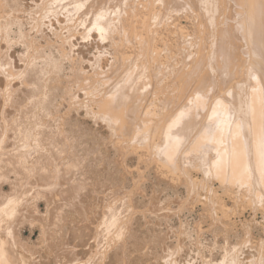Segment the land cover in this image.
Here are the masks:
<instances>
[{"label": "bare ground", "instance_id": "obj_1", "mask_svg": "<svg viewBox=\"0 0 264 264\" xmlns=\"http://www.w3.org/2000/svg\"><path fill=\"white\" fill-rule=\"evenodd\" d=\"M38 1L39 2L36 6L37 8L33 11L34 16H30L32 20V27L36 30H39L41 28V25L45 24L46 19L48 23L53 18L58 21V19L56 18L63 15L64 17H62L64 18L65 23L64 28L65 30H67V34H69L67 35V39H71V36L78 33V31L80 32V35L87 36L92 30H95L100 37H102V33L105 34L108 31H117L118 34H120L119 32L122 33V37L125 41L124 43H130L128 47L125 44L121 43L122 46L125 45L129 49L130 53H127L129 51H126L127 48H124L125 46H121L123 48L122 51L120 49V51L118 50L116 56L113 58V62L109 64V68L106 71L103 70V66H101L97 61V64L92 69V73H94L96 75L95 78H97L99 82H101V84L99 83V86H96V83V85H94L95 78L93 79V82H90L91 79H87V75L84 74L85 71L82 70L81 66H78L77 69L75 68L76 66H72L71 70L73 72L72 77L76 79L80 78L81 74L83 75V77H81V81L83 80L85 81V83L77 82L79 85H76L77 88L82 89L84 91V94L88 97L87 99L89 100V102L85 103L89 104L91 101V104L96 105L95 111L93 110V115L95 117L94 119H101V121L104 122L105 125L110 127L113 136L116 137V141L114 140L113 143H119L117 145V149L120 150L121 159L123 158L121 161L122 163L119 162L120 164H122V167L127 154L131 151L133 152V150L137 151L139 149L144 152V154L146 152L148 156H152L156 162L153 160V158H150L153 160V162H155V165H157L156 163H160L158 164L160 165V171L165 170L168 173L169 177L167 175L166 176L170 179V182H185L188 192L194 188L197 190L201 186L200 180L195 181L192 178L193 175L189 171V166H191L192 164L194 166L199 165L201 167L200 172H202L204 175L208 173L210 177L218 178V180L220 181L219 186L223 188L224 191L230 192L229 190L233 189L239 193L252 192L257 201L264 202V0H158L159 3L162 4L163 13L159 15L157 14L156 16H154L153 14V19H149L151 23V21L156 18L157 20L155 25L158 24L157 26H159L162 22L163 24H165L164 21L167 18V22L170 20L169 16L167 15L169 8L170 10L175 9L177 11L182 7H186L187 11L193 12V14H195L194 17L192 16L193 14L190 15L192 16V18H194L193 25L196 31L195 35H197V40H195L194 45H196V47L194 49L190 48V44L192 43L191 40L189 41V39H187L189 36L180 31L177 26L173 25L177 34L176 47L178 46V53L174 54L175 52L172 49L168 48L165 42V48L163 47L165 49L163 50L165 51V54L163 55L164 58L161 57V52H159V47H157L158 45L154 43L156 41L157 35L153 33H156L155 31L157 30H155L154 32H149L151 30L150 25H153L154 23H151L149 25V22L146 21L148 19L146 16H144L143 18L144 20L146 19L145 21L149 25L146 26L150 27V30L147 28L149 31L146 30L145 34L143 35H139V33H141V31H139L140 28L138 29V26H135L134 24V18H136L137 16L132 17L133 19L131 17H128L130 23L127 21H123L124 23L126 22L127 24H129V26L126 25L127 27H129L128 31L126 30V26V29H124V26H120L122 25L121 21L123 19L121 20L120 15L118 14L121 10H123L121 8L122 0ZM123 1L125 2V0ZM148 1L149 8L150 6L153 7L154 3L157 2H154V0ZM8 6L10 7V9L17 10V7L13 4H9L8 0H0V32L3 34L2 37L6 36L7 33L8 23H2L7 20V16L4 15V12H6V9L9 8ZM139 17L141 16H138L136 19H138ZM140 20L143 21L142 18ZM116 24H118V26ZM136 25L138 24L136 23ZM155 25L154 27L156 28ZM61 26L63 27V25ZM164 26L165 25H163V27ZM168 26L170 28V25ZM117 28H119L120 30ZM136 28L139 32L136 30ZM165 28L168 27L165 26ZM162 30H164V28ZM173 30L171 31L170 29V32H174L173 34L175 35V31ZM160 32L162 33V31ZM159 33H157L158 36L161 35V33ZM167 33L170 34L169 31L166 32V34ZM153 35H155L156 38H153ZM57 36L59 37V34H57L56 37ZM168 37L170 38L169 35ZM109 38L111 39V35L109 36ZM165 38L168 39L167 37ZM63 39H65V37ZM161 39L162 37H159V40ZM163 40L161 41L163 42ZM169 40L170 39H168V41ZM181 44L185 45L184 49H182ZM172 48L175 47L172 46ZM5 50H3V52L0 50V72L2 71L5 77L10 78L15 66L12 67V69L11 67H8L11 66V64L9 63L11 62V60L9 61L7 55H4V52H6ZM179 53L181 55L178 58L177 56ZM159 57L164 60H161ZM32 59V57H26V65L32 63ZM53 65L55 66L54 63ZM23 71L19 72V74H21L20 76L22 78L24 77V79L26 80V72L28 70L25 72ZM34 71L35 73H32V78H30L34 82V90L32 91L34 92L33 96L36 103L37 101H40L38 97H42V93H45V90H42V88L45 89L46 82L43 81L44 79H41L42 77H38V71ZM40 72H42V70ZM14 73L16 74L18 73V71H15ZM17 77L16 75L15 78L13 76L15 80L17 79ZM26 83L29 82L27 81ZM10 86L11 85H9V87ZM5 89L6 91L8 90L7 92L9 93L8 86L7 88L5 87ZM50 89L51 88H49V90ZM52 90H50V92ZM71 90L72 89L69 88L67 91L69 93H72ZM4 92L1 98L4 97ZM157 92L159 94V97L156 96ZM1 93L2 92H0V94ZM39 93H41V95ZM227 93L229 94V96H231L230 98H232L230 102L224 95ZM7 95L5 96L8 99ZM65 95L69 96V94L67 93ZM73 95H70L69 98L73 97ZM74 96L76 97V95ZM12 97L13 94L9 97V99L11 100ZM6 98H4V100ZM53 99L54 98H52V100ZM33 100L30 103H32ZM52 100L51 102L55 101ZM77 101L79 100L77 99ZM5 103L6 102L3 103V106H5ZM16 104L18 105V103ZM51 104H53L52 107L54 108V102ZM32 106L33 105L31 104L30 108H34V106ZM44 106L46 109L45 115H50V110L52 111L53 108L50 109V106L48 107L46 105V101L44 103ZM245 106L247 108V111H244L245 113L241 114L240 108H243ZM23 107H25V105ZM53 111L55 112L54 109ZM17 112L19 113L17 114L18 118L13 124L9 121L11 119V121H13V116H15V113L12 115L13 118L9 120L6 119L7 122L5 121L3 122L4 125H0V264H35L32 254L26 252L25 248H23L22 245H20L21 250L18 248V245L20 244L17 243L16 240V236L18 233V221L21 222L24 219H27L26 216L25 218H22L20 217V215L25 214L23 213V211H26L31 216L36 217V220H39L38 222H40L41 224L44 221L42 224V235L44 237H50L51 224L54 226L57 225L58 222L60 224L62 221L59 220L60 212L59 210H57V207H53L54 210L52 208H46L45 215L42 217H40V215L38 214V210H35V208L33 207H29L30 200L34 197V193H30L28 188L36 184L40 188H46L45 191L51 190V192L54 193L55 198L58 197V195L62 192H70L72 194L70 196L71 201H77L76 198L81 195V186L72 185L65 191L61 188V184L64 182L63 175L69 172L70 168L65 166L64 163L66 161L63 163L62 161H60L59 157L56 160L54 154L52 155L50 153L46 156L47 161L45 158V164H39L38 161L35 162L39 165L32 164L30 166L28 163L26 164L27 161L25 162L24 159L27 156L25 154H29V156L31 157L30 153L33 152L32 150H35L40 146V148H42L45 144H42V139L39 138L43 135L35 134L41 122L39 119H37L36 115L38 114L35 115V112L29 111L30 113L29 115H27L25 114L26 112L23 113V111L21 112L20 110ZM4 113L3 116H5ZM39 116L40 115H38V117ZM56 122L54 124H56ZM44 123L48 124L50 122L44 121ZM44 123L41 122V125L43 126ZM61 124L59 127H61ZM63 124L65 125V123ZM12 128L13 130L15 128L14 131H16V134L13 138V145L15 150L6 156L5 154H2L3 151L1 150L4 147L3 143L6 140V133H8V131ZM67 130L69 129H66V131ZM61 131L59 132L60 134ZM76 131H78L79 133V130ZM71 132L69 131V133ZM82 132L85 134V129ZM108 136H110V133ZM10 137L9 140H11ZM85 137H87V135ZM82 138H84V136H82ZM61 139L67 141L64 138ZM76 141L78 140L75 138L74 142ZM48 142L49 140L47 141L46 146H48V144H51L52 141L49 143ZM133 142L135 143V145H132ZM67 145L68 144L66 143L65 147ZM72 146L73 145H71V147ZM68 148L69 147H67V149ZM7 152H9V149L7 150ZM193 153H195L194 157L197 156V160L198 158H200V162L198 161L193 163ZM24 155L26 157L23 159L22 157H24ZM68 159L70 158L68 157L67 160ZM85 168L87 167L85 166ZM9 173L14 174L15 181L10 183L11 192L5 194L3 192L2 182L8 180ZM86 175L87 174H85V176ZM69 176L70 175H67V177ZM104 179H106V177ZM91 180L92 179H90V181ZM107 182L108 180L105 181V183ZM137 182L139 183V181ZM74 185H76V183ZM85 185L87 184L85 183ZM35 189H37V187H35ZM46 193L48 194V191ZM101 194L102 193H100V195ZM31 195H33V197H30ZM47 196L50 195L48 194ZM132 196H134V193L131 195V197ZM55 198L53 199L55 200ZM119 199L121 198L119 197ZM130 199H126V202ZM100 200H102L103 203V199ZM57 201H60L59 198ZM122 202H124L123 204H125V201L122 200ZM129 202L130 203L128 204L133 205L131 201ZM130 205H127L126 207L124 206V208H121L119 206V208L114 203L110 206H106L104 204V206L100 210H93L91 212L92 214L90 215V218H96V222L94 223L95 225L93 226L95 227V229H93L94 232L92 231L93 240H91V235L90 237H88V234L90 232H88L87 234V225L90 222L89 218L87 219L89 213L87 208L82 207L78 212V215L82 220V222L80 223H84L86 224V226L81 224L83 226L78 227L79 231L76 230L77 232L76 234H74V238H76V245L83 246V248L85 249L82 250L84 255H79V252L74 250L75 248L73 249L72 246L68 247V245L64 244L62 245L63 251H60L62 254L59 255L60 257H58L57 262L59 264H144L145 261H148V257H152L155 252H149L152 253V255L146 256L144 253H140L141 251L139 252L138 250L140 249V247H142V244H144V246H147L148 241L151 245L155 244L156 246L154 245V247L156 248L158 246L157 244H160V238L157 235H153L151 239L149 236V240H146V236L143 238L146 240V242L145 240L140 241L139 239L141 238H139L138 240L136 239V234H133L129 229L128 221L133 216V214H135L133 206L130 207ZM31 206H35V204H32ZM132 212L134 213L132 214ZM55 218H57L58 220ZM71 225L72 224H70V226ZM78 225L80 224L78 223ZM78 225H76L75 228ZM61 226L62 225H59V227ZM66 236L67 235H65V238ZM89 239L92 243H90ZM127 241H130L131 243L127 244ZM91 246H93L94 248H92ZM169 248L170 249H162V252H165V254L163 255V263L195 264L194 261H191L190 255L182 261L176 260L174 254L177 252L179 253V248L173 250V248H171V245ZM143 249H146V247H144ZM132 252L135 253L133 254ZM136 252H138L137 255L142 256V259H135L137 256ZM55 257H57V255ZM177 258L179 257L177 256ZM143 259L146 260L142 261ZM157 262L158 260L156 261L155 259H153V262H148L145 264H157Z\"/></svg>", "mask_w": 264, "mask_h": 264}, {"label": "rangeland", "instance_id": "obj_2", "mask_svg": "<svg viewBox=\"0 0 264 264\" xmlns=\"http://www.w3.org/2000/svg\"><path fill=\"white\" fill-rule=\"evenodd\" d=\"M155 1H157V2H155ZM38 2H39L38 0H8V3L16 6L17 10L16 9H10V7L8 6L9 8H7L6 12H4V15L7 16L6 17L7 20L4 21L2 24L8 23V25H7L6 36L2 37L3 34L0 32V50L3 52V50L6 49L5 51L7 53L4 52V55H7V58H9L8 59L9 61L11 60V62H9L11 64V66H8V67L9 68L11 67V69H12V67L15 66L16 68L14 67L13 68L14 71L13 70L12 71H13V73L15 71H18V73H16V74L12 73V76L10 78H8V77H5V75L2 71L0 72V92H2L0 94V113H1L0 115H2V116H0V125L2 126L3 122H5V121L7 122V120L14 117L13 121H11L12 119L9 121V122H12V124H13L16 121V119L18 118L17 114H19V113L17 111H19V110L21 112L23 111V113L26 112L25 114H27V115H29L30 112H35V115L36 114L40 115L39 117H38V115H36V116H37V119H39L42 123H44V121L50 122V123H48L50 126L48 124L44 123V125H43L44 127L41 125V122H40V126L36 130L37 133L35 132V134L43 135V136L39 135L40 136L39 138L42 139L41 142H42V144H45V145H43L42 148H40L41 146L36 148L38 150L33 148L35 150H32L33 152L30 153L31 157L29 156V154H25L28 158L25 155L22 158L24 159L26 157L24 160H25V162L27 161L26 164L28 163L30 166L32 164L37 165L38 163L39 164H45V162L47 161L46 156L49 155L50 153L52 155L54 154V157H56V160L59 157L60 161H62L63 163L66 161L64 163L65 166L70 168L69 169L70 173L67 172L66 174L70 175V176L67 177L66 174L63 175V178H64L63 181L64 182L61 184V188L65 191L66 189H68L72 185L73 186H79L80 185L81 186V189H80L81 195H79V197L77 196L78 197V198H76L77 201H75V200L71 201L70 196L72 194L70 192H62L61 194L58 195V197L55 198L54 193L51 192V190L45 191L46 188H44V187L40 188L36 184L30 186L28 188L29 192L34 193L33 194L34 197H33V195L30 196L33 198L30 200V206L29 207H31V208L33 207V208H35V210H38V214L40 215V217L45 215L46 208H52L53 209V207H57V210H59V212H60L59 220H61L62 222L60 224L58 222L57 225H54V226L51 224L52 226L50 225V227H51L50 228V230H51L50 231V237L49 236L44 237L42 235V224L44 221L43 222L41 221L42 222V224H41L40 222H38L39 220H36V217L31 216L26 211H23V213H25V214L20 215V217L25 218V216H26L27 219H24L21 222L18 221L17 226L19 229L17 228L18 233L16 236L17 243H20L18 245V248L21 250L20 245H22V247L25 248L26 252L32 254L34 257L35 264H53V263L59 264L57 262V260H58V257H60L59 255L62 254L61 253L63 251L62 245H64V244L68 245V247L72 246L73 249L75 248L74 250L78 251L79 255H81V254L84 255L82 250H85V249L83 248V246L76 245V243H77L76 238H74V234H76V232H77L76 230L79 231L78 227L83 226V225L86 226V224L80 223V222H82L80 216L78 215V212L80 211V209L82 207H85L88 210L89 216L87 217V219L89 218L90 222L89 221L88 222L90 224L88 223V225H87L88 230L87 229L86 230H87V234H88V232H90L88 234V237H90V235H91L92 236L91 240H93L92 239L93 238V232H94L93 229H95V227H93V226L95 225L94 223L96 222V218L95 219H93L92 217L90 218V215L92 214L91 212L93 210L94 211L100 210L104 206V204L106 206H108V205L110 206V205H113V203H114L116 206H118V207L120 206L121 208H124V206L126 207L127 205H130L128 203H130L129 201H131V203L133 205H130V207L133 206V208L135 210V214H133L134 212H132L133 216L131 215L132 216L130 218L131 220L129 219L128 223H129L130 231L133 234H136V236H135L136 239L138 240L139 238H141V239H139L140 241H143L145 239L149 240V236L151 239L153 235H157L160 238V240H159L160 244H157L158 246L156 248L154 247L155 244L151 245V244H149V241H148V243H147L148 247L146 245L144 246V244H142V247H140V249L138 250L139 252L141 251L140 253H144L146 256L152 255V253H149V252H153V253L155 252V254L152 257L150 256L151 258L148 257V259H147L148 261H145L144 264L148 263V262H153V259H155L156 261L158 260L157 264L158 263L165 264V263H163V255L165 254V252H162V249L163 248L170 249L169 248L170 245H171V248H173V250L174 249L176 250V248L177 249L179 248V253L177 252L174 254V257L176 258V260H179V261L184 260L185 258L189 257V255H190L191 261H194L195 264H196V262H197V264H222V263L223 264H234V262H235V264H264V202L263 201H257V199L255 198V196L252 192H248V193L247 192H244V193L240 192L239 193L233 189L229 190L230 192H226L223 190V188H221L219 186L220 181L218 180V178H212L208 175V173H206V175H204L202 172H200L201 167L199 165L194 166L192 164H191V166H189V171L193 175L192 178L195 181L200 180L201 186L197 190L194 188L188 192L187 187L185 185V182H181V181L175 182V183L172 181L170 182V179L168 178L169 177L168 173L165 170L160 171V169H159L160 165H158L160 163H156L157 165H155L156 161L154 160V158L152 156H148L146 152L144 154V152H142L139 149L137 151L133 150V152L131 151L130 153L127 154V156L125 157V162L123 163V167H122V164H120V163H122L121 161L123 158L121 159L120 150L117 149L118 148L117 145L119 143L118 144L116 142L113 143L114 140L116 141V139H115L116 137L113 136V134L110 130V127L105 125V123L102 122L101 119H98V120L94 119L95 117L93 115V110L95 111L96 105L91 104L92 103L91 101L89 104L85 103V102H89V100L87 99L88 97L84 94V91L82 89L77 88V85H76V84H78L77 82H84L85 83V81H83V80L81 81V77H83V75L81 74L80 78L76 79V78L72 77L73 72L71 70H72V66H76L75 67L76 69L78 68V66H81L82 70L85 71L84 74L87 75V79L88 80L91 79L90 82H93V79L96 77V75L94 73H92V69L97 64V61L99 62V64L101 66H103V70L106 71L109 68V64L113 62V58L116 56V53L118 52V50L120 49L122 51V49H123L122 47L125 45L128 47L130 45V43L129 42L124 43L125 41H124V38L122 37L123 36L122 33L119 32L121 34L120 35V34H118L117 31L116 32L108 31L105 34L102 33L101 34L102 37H100L96 33L95 30H92L89 33V35H87V36L80 35V32L78 31V33L73 34V36H71V39L70 38L67 39V35H69V34H67L68 33L67 30H65V28H64L65 23H64V18H63L64 16L63 15H62L63 17L58 16L59 18L58 17L56 18V19H58V21L53 18L48 23V21L46 19L45 24L44 25L42 24L41 28L39 27L40 29L36 30L35 28L32 27V20H31L30 16H34L33 11L37 8L36 6H37ZM154 2L155 3L153 5V7L150 6V8H149V6H148L149 1L148 0H134V1L133 0H125V2L122 0V4H121L122 7L121 8L123 10H121L118 14V15H120V19L121 20L123 19L121 21L122 23L120 22L122 24L120 26H124V27L126 25L129 26V24H127L126 22L125 23L123 22V21L129 22L130 20L128 17L132 18L134 16L135 17L141 16L138 19H136L137 17L134 18L135 26H138L137 28L138 29L140 28L139 31H141V33H139V35L145 34L146 30H148L150 27H151L150 28L151 30L152 29H154V30L151 31L149 29L150 30V31L148 30L149 32H154L155 30H157V31H155L156 33H153V34L157 35L156 36L157 38L155 37V35H153V38H156V41L157 40L158 41L157 42L155 40H153V41H155L154 43H156L158 45L157 47H159V52H161L160 54H161L162 58H164L163 55L165 54L164 53L165 51H163V50H165L164 49L165 48L164 47L165 42H166V46L175 52L174 54L178 53V51H177L178 46L176 47V44H177V42H176L177 36L176 35L177 34H176V30L174 29L175 28L174 26H177L180 31H182L184 34L189 36V37L188 36H186V37H188L187 39H189V41L191 40L192 44H190V48L194 49L196 47V45H194V44H195V40H197V35H195L196 31H195L194 25H193V19L194 18H192V16L194 17L195 14H193V12L187 11L186 7H182L177 11L175 9L170 10V8H169L167 15L169 16V19L171 21L169 20L170 22L169 21L167 22L166 21V20H168V18H167V19H165L166 22L164 21L165 24H163V22H162V23H160L159 26H157L158 24L155 25L157 19L155 18L154 19L155 21L154 20L151 21V23H154L152 25L150 23V20L153 19V17L156 16L157 14L159 15V14L163 13L162 12L163 11L162 4L159 3L158 0H154ZM153 14H154V16H153ZM190 14L191 15L193 14V15L191 16ZM122 16L123 17L125 16V17L123 18ZM144 16H146L148 18L147 20L146 19L145 20L147 22H149V25L151 24L152 26L150 25V27H147L149 25L144 20V18H143ZM141 18L143 21L140 20ZM29 19H30V21H29ZM144 21H145V25H144ZM136 23L138 25H136ZM142 23L144 26L142 25ZM139 24H140V26L142 25L143 27L141 26L142 27L141 28L139 26ZM166 24L170 25V28ZM61 25H63V27ZM116 25L118 26V24H116ZM154 25L156 26L157 29L154 27ZM163 25L167 26L168 28H165V26L163 27ZM61 27H62V29H61ZM126 27L124 29H126ZM144 27H145V29H144ZM159 27H161V28H159ZM137 28H136V30L138 31ZM163 28H164V30H162ZM117 29H119V28H117ZM128 29H129V27H127L126 30L128 31ZM142 29H143V31H142ZM170 29H171V31L174 29L173 31H175V35L173 34L174 32H170ZM159 30L162 31V33ZM168 31L170 34H168V33L166 34V32H168ZM159 32L161 33V35L158 36L157 33H159ZM57 34H59V37L58 36L56 37ZM172 34H173V36H172ZM110 35H111V39L109 38ZM168 35L170 36V38L168 37ZM144 36H141V37H144ZM64 37H65V39H63ZM159 37L160 38L162 37L161 40L164 39L163 42L161 40H159ZM165 37H167L171 41H175L176 43L171 42L170 40L168 41V39H166ZM170 42H171V44H170ZM121 43L125 44V45L122 46ZM174 43H175V46H174ZM181 45H182V49H184L185 45L184 44H181ZM126 46L124 48H127ZM169 46H171V47H169ZM172 46L175 47L176 49L172 48ZM60 48H63V49H60ZM156 49H158V48H156ZM126 51H129V49L127 48ZM127 53H130V51ZM9 54H10V56H9ZM180 55L181 54L179 53L177 57L179 58ZM28 56L32 57L33 59H32V63H29V65L28 64L26 65L25 60H26V57H28ZM34 56H35V60H34ZM161 57H159V58L161 60H164ZM50 59H51V61H50ZM55 59H57V60H55ZM46 62H48L49 65ZM52 62L55 64V66L53 65ZM24 65L27 67V69ZM47 66H49V67H47ZM30 67H32V68H30ZM43 67H45V68H43ZM34 70H36V72L38 71V73H39L38 77L39 78L42 77L41 79L42 80L44 79L43 81L46 82L45 83L46 84L45 89L42 88V90H45V93H42V95H41V93H39L42 97H38L40 101H37L36 103H35V98L33 96L34 92L32 91V90H34V88H33L34 82L31 79L32 75L35 73ZM39 70L40 71L42 70V72H40ZM21 71H23V72L27 71L26 72V80L24 79V77L22 78L20 76L21 74H19V72H21ZM1 74H3V75H1ZM15 75H16V77L19 76V77H17L16 80L14 79ZM13 76H14V78H13ZM55 77H57V78H55ZM3 80H5V81H3ZM6 80H7V82H6ZM94 80L96 81V82L94 81V85L97 84L96 86H99L101 84V82H99V80L97 78H95ZM11 81H13V82H11ZM25 81L26 82L28 81L29 83H26ZM31 81H32V85H31ZM69 81H72V82H69ZM73 81H74V83H73ZM23 83H24V85H23ZM69 83H70V85H69ZM60 84L61 85L63 84V85L61 86ZM9 85H11L10 86L11 88L9 87ZM7 86L9 88V93L7 92L8 90L6 91V89H5V87L7 88ZM46 86H47V88L48 87L51 88L50 90H52V89L53 90L50 92L49 88L47 89ZM67 87L72 89L71 92L74 95H76V97L72 93H69L67 91L69 89ZM65 89H66V91H65ZM12 90H14V91H12ZM42 90H41V92H42ZM3 92H4V97L1 98V96H3L2 95ZM6 92L9 95H7ZM62 92L65 94L66 93L69 94V96L63 94ZM12 94H13V97L11 100H13V101H11L9 99V97L12 96ZM31 94L33 97L31 96ZM5 95H7L8 99L6 98ZM70 95L71 96L73 95V97L69 98ZM224 95H225L226 99L230 102V100L232 99V98H230L231 96H229L228 93L224 94ZM29 96L32 98H30ZM156 96L159 97L158 92H157ZM4 98H6V99L4 100ZM33 98H34V100H33ZM52 98H54L53 100H55V101H53ZM73 98L75 99V102H74ZM31 99L33 100L32 103H30L32 101ZM77 99L81 102L77 101ZM51 100L55 104L54 108L52 107L53 104H51V103H53V102H51ZM3 101L7 103V104L6 103L4 104L5 106H3V103H4ZM45 101H46V105L48 107L51 104L50 109L53 108L55 110V112L53 111V109H52V111L50 110L51 116L48 114H47V116L45 115L46 114V111H45L46 109L44 106ZM47 102H49L50 104ZM156 102H157V100H156ZM16 103H18V105ZM21 103L23 106L25 105L26 108L23 107L21 105ZM31 104L34 106V108H30ZM6 105H7V107H6ZM21 106L23 109L21 108ZM86 106L89 108H87ZM55 108L57 109V111ZM244 111H247L246 106L243 108H240L241 114H244L245 113ZM2 112L3 113L6 112V113H4L5 116H3ZM43 112H44V114H43ZM13 114L15 116L12 117ZM8 115H9V117H8ZM55 122H56V124H54ZM59 123L60 124L62 123L61 127H59L60 126ZM63 123H65V125ZM45 124H46V126H45ZM63 126H64V128H63ZM76 127H78V128H76ZM46 128H47V130H46ZM66 129H69V130L66 131ZM84 129H85V134L82 132V131H84ZM14 130H15V128H14ZM14 130L12 128L8 131V133H6V138H5L6 140L3 143V146H4L3 149L6 147L7 148L4 150L3 149L1 150V151H3L2 154H5L6 156L15 150L14 145H13V141H14L13 138L16 134V131H14ZM63 130H65L67 133ZM76 130H79V133ZM60 131H61V134L59 133ZM69 131L70 132L72 131L73 133L72 132L69 133ZM42 132H43V134H42ZM76 132L81 136H79ZM63 133L65 135L66 134L67 135L65 136ZM80 133H83L84 135L80 134ZM109 133H110V136H108ZM51 134H53V135H51ZM54 134H55V136H54ZM45 135H46V137L47 136L48 137L46 138ZM86 135H87V137H85ZM61 136H63V137H61ZM76 136H78V137H76ZM82 136H84V138H82ZM9 137L11 138V140H9ZM61 138H64L67 141H64ZM75 138L78 140V141H76L77 143L74 142ZM43 139H45V140H43ZM46 140L47 141L49 140V142L52 141L51 144H48V146H46L47 145ZM70 140H71V142H70ZM54 142H57V143H54ZM66 143L68 145L65 147ZM58 144H59V146H58ZM69 144H70V146H69ZM71 145H73V146L71 147ZM89 145H90V147H89ZM132 145H135V143L133 142ZM85 146L86 147L88 146L87 149ZM46 147H48V148H46ZM67 147H69V148L67 149ZM72 148L75 150L76 155H75V152ZM8 149H9V152H7ZM39 149H41V150L43 149V150L41 151ZM69 150H71V151H69ZM6 152H7V154H6ZM58 152L60 155L58 154ZM82 152L83 153L85 152V153L83 154ZM134 152H136V153H134ZM42 153H44V154H42ZM77 154L79 155V157ZM194 155H195V153L192 154L193 163L198 162V161L200 162V160H199L200 158H198V160H197V156L194 157ZM68 157L70 159L67 160ZM150 157L153 158V160L155 162H153V160ZM45 158H46V161L44 160ZM62 158L64 161L62 160ZM90 158H91V161H90ZM85 160H87V161H85ZM35 161L36 162L38 161V163H36ZM88 163H89V167H88ZM83 166H84V168H83ZM85 166L87 168H85ZM76 169L77 170L79 169L78 170L79 172ZM157 170L159 171L160 174L158 173ZM84 173L87 174L88 176L87 175L85 176ZM75 175H76V177H75ZM89 175L91 176V178ZM165 176H166V178H165ZM105 177L108 180L107 183H105V181H107L106 179H104ZM86 179H88V180H86ZM90 179H92V180L90 181ZM97 179L99 180V182ZM13 181H15L14 180V174L9 173L8 180H5L2 182L3 192L5 194H8V192L9 193L11 192L10 183ZM75 181H78V182H75ZM137 181H139V183ZM74 182L76 183V185H74L75 184ZM84 182L87 185H85ZM68 184H71V185H68ZM135 185H136L137 189L135 188ZM35 187H37V189H35ZM39 189H41V190H39ZM47 191H48V194L52 198L50 196H47L48 195L46 193ZM100 193H102V194L100 195ZM131 193L132 194L134 193V196L131 197V195H132ZM119 197L121 199H119ZM53 198H55L56 201ZM58 198L60 201H57ZM106 198L110 201V204ZM128 198L129 199L131 198V199L126 202V199H128ZM100 199H103V203H102V200H100ZM104 199L107 201V203ZM122 200L125 201V204H123L124 202H122ZM104 201H105V203H104ZM35 202L37 204L38 203L39 204L37 205ZM32 204H35V206H31ZM145 209H148L149 211L145 210ZM222 209H223V211H222ZM51 213H52V211H51ZM64 213H66V214H64ZM55 219H57V218H55ZM78 220H80V221H78ZM64 221H66V222H64ZM130 222H132V223H130ZM31 223H32V225H31ZM63 223H64V226H63ZM78 223L80 225H78ZM58 224L62 225V226L59 227ZM70 224H72V225L70 226ZM81 224H83V225H81ZM67 225H69V226H67ZM73 225H74V227H73ZM76 225H78V226L75 228ZM63 227H66V228H63ZM65 235H67L68 237L66 236V238H65ZM144 237H146V238L143 239ZM21 238L23 241L21 240ZM178 238H179V240H178ZM64 239H66V240H64ZM68 239H69V241H68ZM91 240L89 239L90 243H92ZM146 240H145V242H146ZM71 243L73 245L74 244L75 245L73 246ZM128 243H131V242L127 241V244ZM78 246H80V247H78ZM91 247L94 248L93 246H91ZM144 247H146V249H143ZM55 248H56V250H55ZM181 252L183 255L181 254ZM132 253L134 254L135 252H132ZM137 253L138 252H136V255H137ZM56 255H57V257H55ZM46 256H48L49 258ZM156 256H157V258H156ZM177 256L179 258H177ZM141 257L142 256L137 255L135 259H138ZM144 260H146V259H143L142 261H144ZM207 261H209V262H207Z\"/></svg>", "mask_w": 264, "mask_h": 264}]
</instances>
